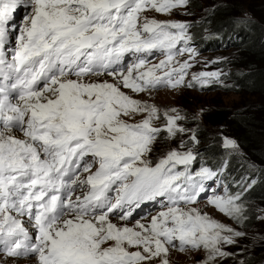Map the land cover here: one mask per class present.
I'll return each mask as SVG.
<instances>
[{"label":"snow or ice","instance_id":"obj_1","mask_svg":"<svg viewBox=\"0 0 264 264\" xmlns=\"http://www.w3.org/2000/svg\"><path fill=\"white\" fill-rule=\"evenodd\" d=\"M188 2L27 0L30 14L15 46L6 48L21 0H0V252L6 257L34 264H170L172 251L204 250L199 264H215L231 255L222 246L245 233L192 207L206 191L202 181L217 172L192 173L190 149H172L155 164L147 159L162 132L171 139L187 131L178 123L184 117L122 90L184 83L191 65L172 62L193 51L189 25L144 13L167 14ZM156 50L165 59L146 67L145 56ZM128 55L136 60L125 66ZM105 75L112 82L99 79ZM219 76L201 72L193 80ZM190 138L198 143L195 134ZM223 147L240 148L227 137ZM158 197L167 204L148 223L113 222H127L132 205ZM207 199L238 223L245 218L241 193L225 187L223 196ZM126 204L127 211H118Z\"/></svg>","mask_w":264,"mask_h":264},{"label":"rangeland","instance_id":"obj_2","mask_svg":"<svg viewBox=\"0 0 264 264\" xmlns=\"http://www.w3.org/2000/svg\"><path fill=\"white\" fill-rule=\"evenodd\" d=\"M220 3H222L221 0H189L187 7L173 9L167 14L158 13L154 10H148L144 14L149 19H155L157 21L186 23L189 25L187 34L191 38L193 37V39L187 41V47L191 48L193 51L191 53L186 51L183 55L175 56L172 62V65L176 67H178V64L176 63L177 61L183 62L186 60L191 65V67L186 70L187 74L185 75L184 83L181 86L175 89L162 86L148 92L138 93V96L126 92L134 99L156 105L161 113L165 110L176 109L179 115L184 117V119L178 121V123L187 131L178 134V137L171 139L166 138L167 135L161 134L153 146V152L147 157V159L151 160L153 164L172 149H177L179 151L190 149L196 155L195 161L190 166L192 173H195L201 168L200 166L204 160L207 161L208 159L210 160V158H213V156L208 155L209 144L216 143L214 145L217 146L219 151L231 150L223 147V139L227 136L224 135L223 132L225 127L224 119L217 117L218 110L220 109V111H222L223 109L227 112H239L247 109L251 104V100H243L238 95L228 92L230 90L226 88V84L229 82L223 78H228L227 75L230 76L234 73V67H228L230 63L233 66L243 63L241 61L242 56L239 50L240 44L238 43L236 45L237 40H232L234 37L229 34L225 35V33L222 34L220 38H214L215 36L211 37L208 40H213H211L210 43H206L207 39L205 35L213 33L214 28L211 26L203 27L202 25L197 27V24L210 13L211 6ZM262 8L264 11V7ZM235 18L243 19L249 18V16H240L239 14ZM259 27L263 29L262 33H264V24L260 23ZM195 30H201L202 36L198 39L193 35ZM177 47H184V42L181 41ZM204 50L206 51L203 52ZM154 53L159 60L165 59V55L161 51L156 50ZM201 72H218L220 73V76L218 78H201L202 80L207 81L206 83H201L199 80H193V75ZM104 80L112 82V78H105ZM189 83L192 84V87L187 86ZM215 87H221V90L213 93L202 91L203 89ZM243 103L244 105H242ZM139 118L140 117H137V119ZM157 123L158 125L163 124L164 121L161 119ZM210 123H214V125H211ZM193 134L196 135L198 143L191 140L190 137ZM182 141L184 147L180 148ZM234 156L236 160L240 159L239 157H242L241 152L239 151H234ZM178 167L182 168L183 166ZM241 169L242 168H240V170ZM245 170L251 174L254 173L253 165L251 163L245 167ZM248 176L249 175H247V178ZM202 183L204 184L203 181ZM246 188H248V185L245 186L244 190ZM205 189L206 191L202 193V201L204 205L199 203L198 205H192V207H197L202 213L209 214L213 219H216L237 231L245 233L244 236L236 238L235 244H225L222 246V250L231 253V255L217 257L215 264H241L246 256H249L250 258H248L247 263L255 262L258 264L261 260L264 264V219H262V217H264V201L261 203L239 202L243 205V215L244 213H246V215H244L245 218L238 223L208 204L207 198L211 196V193L208 191L207 184L205 185ZM210 189L213 191V194L216 193L214 184H211ZM224 194L225 191L217 193V195L221 196ZM158 198L160 199L158 204L159 211L164 210V205L167 204V201L165 198ZM205 206H208L209 208ZM112 220L114 223H127L130 227L137 223V221L124 222L117 221L116 219ZM206 256L207 253L204 250L185 253L172 251L169 255V260L170 264H199L200 261L206 259ZM0 264H34V260L28 258L6 257L5 253L0 252Z\"/></svg>","mask_w":264,"mask_h":264},{"label":"trees","instance_id":"obj_3","mask_svg":"<svg viewBox=\"0 0 264 264\" xmlns=\"http://www.w3.org/2000/svg\"><path fill=\"white\" fill-rule=\"evenodd\" d=\"M221 2L211 6L210 13L197 24V27L202 25L214 28L213 33L205 35L206 43L213 40H208L211 37L220 38L225 33L237 40L236 45L240 44L243 63L237 66L230 63L228 67H234V73L227 75L228 78H223L229 82L226 84V88L230 90L228 92L238 95L243 100H251V104L247 109L239 112L219 109L217 115L224 119V135L237 141L242 157L236 160L234 151H219L214 145L216 143H213L209 144L208 149V155L213 158L208 159L207 163L221 168L231 181L239 182L236 191L241 193V203L243 201L261 203L264 201V33L259 25L264 24L262 8L264 0H221ZM239 14L249 18H235ZM193 35L197 39L200 38L201 30H195ZM219 90L221 87L202 91L213 93ZM210 124L214 125V123ZM176 137L178 134L174 138ZM250 163L253 165V174L245 170ZM245 184L248 188L244 190ZM248 258L249 256L245 257L243 264L255 263H247ZM262 262L260 260L258 264H263Z\"/></svg>","mask_w":264,"mask_h":264},{"label":"bare ground","instance_id":"obj_4","mask_svg":"<svg viewBox=\"0 0 264 264\" xmlns=\"http://www.w3.org/2000/svg\"><path fill=\"white\" fill-rule=\"evenodd\" d=\"M191 39H193V37L191 38ZM100 79V78H99ZM100 80H102V79H100ZM104 80V79H103ZM28 259H30V258H28Z\"/></svg>","mask_w":264,"mask_h":264}]
</instances>
